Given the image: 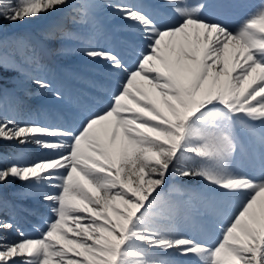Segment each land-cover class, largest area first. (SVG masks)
Instances as JSON below:
<instances>
[{
	"label": "snow or ice",
	"instance_id": "6c2138e0",
	"mask_svg": "<svg viewBox=\"0 0 264 264\" xmlns=\"http://www.w3.org/2000/svg\"><path fill=\"white\" fill-rule=\"evenodd\" d=\"M8 72L0 264H264V0H0Z\"/></svg>",
	"mask_w": 264,
	"mask_h": 264
},
{
	"label": "rangeland",
	"instance_id": "374dc122",
	"mask_svg": "<svg viewBox=\"0 0 264 264\" xmlns=\"http://www.w3.org/2000/svg\"><path fill=\"white\" fill-rule=\"evenodd\" d=\"M211 3H216L218 2V0H210ZM45 24V23H42ZM11 33V32H9ZM32 34L36 35V37H39V33L37 31H31ZM13 34H18V32H13ZM12 34V35H13ZM48 45V44H47ZM50 46V49L48 51V60L46 61V63H48V65L54 70V71H62V70H72V71H84L83 70V65L79 64L78 62V57H73L70 59H61L55 56V54L52 51L53 47L52 45H48ZM11 76H15V73H4V80L0 81V86H2L3 88H7L9 90H14L16 88V84L12 83V81L9 79V77ZM51 78V76L49 77ZM69 86L72 88H78L77 83L75 81H69L68 82ZM31 87L35 88L34 85H32ZM16 90V89H15ZM24 100L30 102V105H32L33 108H40L42 106H40V103L42 102L43 98L42 97H38V96H34L31 99H29L26 96H22ZM26 230H30L28 229L27 225H26Z\"/></svg>",
	"mask_w": 264,
	"mask_h": 264
},
{
	"label": "bare ground",
	"instance_id": "6f19581e",
	"mask_svg": "<svg viewBox=\"0 0 264 264\" xmlns=\"http://www.w3.org/2000/svg\"><path fill=\"white\" fill-rule=\"evenodd\" d=\"M42 23H45V22H33V23H31V24H29V25H25V26H23V27H21V28L10 29L9 32H11V33H8V34H9V35H12L13 32H15V33L18 32L19 34H29V35L33 36L34 38H37L36 35H34V34L31 33V31H32V32H33V31H37V32L39 33V32L45 27V24H42ZM38 35H39V34H38ZM42 46H43L44 49H45V52H46V61H47V60H48V56H47V54H48V51H49V49H50V46H48L47 44H43ZM51 48H52V47H51ZM78 62H79V64L83 65V70H84V71H81V72H82L83 74L87 75V74H88V72L86 71L87 66H86L85 64H83L82 61H81L79 58H78ZM8 73L10 74V73H12V72H8ZM15 75H16V73H15ZM12 83H13V82H12ZM16 85H17V84H16ZM31 86H32V85H29V86H28L29 90H31L32 92H35V91H36V88H33V87H31ZM77 86H78V88L80 87L79 84H77ZM15 89L17 90L16 94L19 95V96L23 99L22 96H24V93H23V91H20V90H19V86H18V85L16 86ZM23 100H24V99H23ZM24 101H25V103H26L27 105H29V106L32 107V105H30V102H28V101H26V100H24ZM40 106H42L45 110H47V111H49V112H55V110H56V107H55L54 102L51 101V100H46L45 98H43L42 102L40 103Z\"/></svg>",
	"mask_w": 264,
	"mask_h": 264
}]
</instances>
